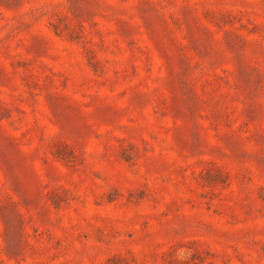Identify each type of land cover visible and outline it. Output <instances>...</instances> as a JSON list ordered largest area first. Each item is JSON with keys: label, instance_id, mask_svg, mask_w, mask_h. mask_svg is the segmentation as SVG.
Listing matches in <instances>:
<instances>
[{"label": "rangeland", "instance_id": "obj_1", "mask_svg": "<svg viewBox=\"0 0 264 264\" xmlns=\"http://www.w3.org/2000/svg\"><path fill=\"white\" fill-rule=\"evenodd\" d=\"M0 264H264V0H0Z\"/></svg>", "mask_w": 264, "mask_h": 264}]
</instances>
